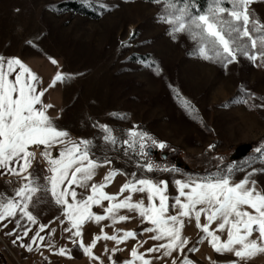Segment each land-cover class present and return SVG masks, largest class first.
<instances>
[{
    "label": "rangeland",
    "instance_id": "rangeland-1",
    "mask_svg": "<svg viewBox=\"0 0 264 264\" xmlns=\"http://www.w3.org/2000/svg\"><path fill=\"white\" fill-rule=\"evenodd\" d=\"M68 1L93 7L99 17L56 8ZM161 8L138 0H0V55L29 64L40 87L47 88L42 100L52 106L47 112L56 125L73 139L92 140L95 155L110 158L113 168L165 179L171 197L175 179L199 177L189 171L213 173L231 163L237 180L257 169L251 178L264 190V154L255 152L264 144V61L241 55L225 67L192 54L195 42L184 33L173 39L169 25L157 18ZM249 10L264 23V0H253ZM57 71L63 79L49 87ZM99 124L111 128L118 141L135 125L164 142L163 149L150 146L147 159L177 171L136 167L140 158L131 150L125 155L119 143L106 145ZM245 144L246 154L231 160ZM42 162L33 159L29 171L40 183ZM7 183L0 180V193L12 190ZM30 209L43 222L60 212L44 190ZM198 240L185 247L177 264L184 256L198 264L188 250ZM0 257L5 264L36 262L20 263L1 240ZM233 259L217 255L214 264Z\"/></svg>",
    "mask_w": 264,
    "mask_h": 264
},
{
    "label": "snow or ice",
    "instance_id": "snow-or-ice-1",
    "mask_svg": "<svg viewBox=\"0 0 264 264\" xmlns=\"http://www.w3.org/2000/svg\"><path fill=\"white\" fill-rule=\"evenodd\" d=\"M153 2L162 4L157 18L169 25L168 34L173 39L178 33H184L195 42L192 54L225 67L235 62L238 55L253 62L264 61V23L249 10L253 0H207L204 8L198 6L197 0ZM51 62L57 63L55 59ZM62 79V74L57 71L49 87ZM46 91L47 88L40 87L37 75L21 59L0 55V170H3L0 175L7 173L19 178V186L12 196L0 193V228H6L4 222L8 220L13 221L16 228H21V220H26L29 225L37 224L30 203L38 191L44 190L61 209L59 223L65 225L63 231L69 234L68 239L79 243L84 254L94 261L100 259L93 253L98 240H110L119 245L136 239L137 232L114 227L132 218L126 213H135L141 223L148 225L142 232L151 233L148 239L159 243L139 252L138 246L143 242L137 241L130 249V258L123 264H152L145 253H159L155 257L159 260L172 256L173 252H182L189 243L182 234L186 220H194L195 227L203 233L198 243L206 240L216 253L227 252L236 258L229 264H242L258 253H264V190L258 189L257 181L251 178L257 169L253 168L235 180L234 173L238 169L229 163L206 176L175 179V194L170 197L167 180L113 168L110 158L95 155L93 148L96 146L92 140L73 139L68 130L56 125L55 118L47 112L52 106L42 100ZM97 127L103 133L101 139L106 145L119 143L125 155L131 150L143 160V163L138 160L136 167L145 172L177 171L147 159L150 146L163 149L165 143L137 130L135 125L127 131V138L119 141L106 124ZM41 146L40 156L45 161L43 183L29 172L36 150ZM255 152L258 156L264 154V144ZM103 167H107V171L97 182L94 177ZM117 175L127 178L118 191L109 193L106 188ZM134 194H140V198L135 199ZM94 206L102 212L93 211ZM105 220L111 222L112 234L101 227L99 235H94L86 244L83 239L85 223L99 224ZM213 224L215 227H211ZM47 227L39 224V231L29 237L31 243H21L20 247L28 251L33 245L39 248L38 242L45 240L40 232ZM16 228L6 234H15ZM21 231L23 236L29 235V227L24 226ZM54 231L50 229L48 236L51 237ZM21 239V235L16 234L12 243ZM48 246L52 247L50 240ZM117 250L112 248L113 253ZM188 250L195 252L197 248ZM58 254L67 255V249L61 247ZM108 259L111 261L112 257ZM171 264H177V261L172 259ZM180 264L194 262L184 256Z\"/></svg>",
    "mask_w": 264,
    "mask_h": 264
},
{
    "label": "crops",
    "instance_id": "crops-1",
    "mask_svg": "<svg viewBox=\"0 0 264 264\" xmlns=\"http://www.w3.org/2000/svg\"><path fill=\"white\" fill-rule=\"evenodd\" d=\"M4 57L7 58V57H12V56H4ZM24 63L37 75L35 70L29 64H27L26 62ZM34 147L35 146H33V148ZM42 147L43 146H41V149ZM53 154L55 155V150H53ZM111 167L113 166L111 165ZM0 171H3V170H0ZM106 171H107V167L98 169L97 175L94 177V180L99 182ZM126 178L127 177L123 175H117L114 178L113 182L107 186L106 191H108L109 193L118 191L119 186L125 181ZM0 180L8 182L7 185L11 187L12 190H10V192L7 191L5 194L6 196H12L14 194L13 190L19 186V178L15 176H10L7 173H4L3 175H0ZM256 187L260 189L257 184H256ZM172 190H173V195H174L175 194L174 182L172 184ZM38 192L32 197V200L33 198L37 196ZM168 194H169V191H168ZM47 195L49 198V202L51 203L52 206L55 207L56 211H57V208L60 209V207L51 200V197L48 193ZM134 198L139 199L140 194H134ZM30 206H31V203H30ZM93 211L97 213H101L102 209L94 206ZM126 214L131 216L132 218L128 221L117 223L114 227L119 228V229H125V230L130 229V230L137 232L136 239L135 240L129 239L119 245H116L113 241H110V240H104V239L98 240L95 247L93 248L94 255L100 258L98 261H94L90 259L88 256H86L83 250L79 247V243H72V241L68 239L69 234L63 231V228L65 225H61L59 223V220L62 219L61 209H60V212L58 211L56 212V215L53 218H51L50 220H46L45 222L40 220L35 214L33 215L37 219V224L29 225L26 220H21V228L24 226L29 227L28 236H23L21 228H16L13 221L11 220L5 221L4 223H6L7 227L0 228V240H1V243H4L10 249V251L12 252V255H14V257L20 263H27L32 260L33 261L35 260L38 264H42L43 262L44 264H100V261H102L103 264H123L125 260L130 258L129 257L130 249L134 245H136L137 241L143 242L141 245L138 246L139 252H145V249L151 247L153 244L159 243L157 241L148 239V237L152 235L151 233L142 232V229L148 225L141 223L140 219L135 213H126ZM201 223H203V217L201 218ZM39 224L48 225V227L45 228L43 232H40V234L45 237V240L43 242H38L40 243V247L37 248L35 245H33V248L31 251H28L24 247H20L21 243H31L29 237L32 235H35V233L39 231ZM101 227H103L104 231L108 233L109 235L112 234L113 226L111 225V222L107 220L101 221L99 224L95 222H91V221L86 222L83 227L84 242L87 244L91 241V238L94 235H99ZM211 227H215V224H213ZM13 228H16L15 234L13 235L6 234L7 232H10ZM50 229H55L51 237L48 236V232L50 231ZM16 234L21 235L22 239L21 241L12 243V241L15 239ZM182 234L188 238V241H189L188 245L192 241L196 240L197 237L200 238L203 235V233H201L200 230L195 227L194 220L191 222H188L186 220L185 226L182 230ZM255 235L256 234H254L253 238H255ZM49 240L51 241L52 247L48 246ZM188 245H186L185 247H187ZM61 247L67 249V253H68L67 255L58 254V249H60ZM113 247H116L118 249L115 253L112 252ZM196 248H197V251L192 252L191 257L198 264H214L215 257L217 255L218 256L227 255L229 257L235 258L231 253H227V252L222 253V254L216 253L211 248V246L207 243L206 240L203 242H199V243L197 242ZM182 252H173L172 256L161 257L159 260L155 259V257L158 256L159 253H145V256L146 258H149L152 261V264H165V261H167L168 264H171L172 259H175L176 261H178ZM109 256L112 257L111 261L108 259ZM230 261L232 260H229L228 262H225L223 264H229ZM242 264H264V253H258L257 255L249 258L248 260L243 261Z\"/></svg>",
    "mask_w": 264,
    "mask_h": 264
},
{
    "label": "trees",
    "instance_id": "trees-1",
    "mask_svg": "<svg viewBox=\"0 0 264 264\" xmlns=\"http://www.w3.org/2000/svg\"><path fill=\"white\" fill-rule=\"evenodd\" d=\"M138 1L153 2V0H138ZM197 4L200 8H204V7H206L207 0H197ZM56 8L65 9V10H68V11H71L74 13H78V14H80L84 17H88L90 19H97L99 17L97 11L93 7H91L89 5H85V4L78 2V1L60 2L56 5ZM238 56H241V55H238ZM262 140L264 141V138ZM221 167H225V165L221 166ZM213 172H215V171H213ZM189 173L193 174L194 176H199V177L211 174V172L195 173V172H190V171H189ZM191 247H194V245H191ZM0 263L5 264L4 261L1 260V257H0Z\"/></svg>",
    "mask_w": 264,
    "mask_h": 264
},
{
    "label": "water",
    "instance_id": "water-1",
    "mask_svg": "<svg viewBox=\"0 0 264 264\" xmlns=\"http://www.w3.org/2000/svg\"><path fill=\"white\" fill-rule=\"evenodd\" d=\"M249 148H250V145H246V144L239 146L238 150H242V151L241 152L237 151L236 154L231 157V160H237L238 158L244 156L246 154L245 149H249ZM148 152L149 154H151L152 153L151 149H148Z\"/></svg>",
    "mask_w": 264,
    "mask_h": 264
},
{
    "label": "built area",
    "instance_id": "built-area-1",
    "mask_svg": "<svg viewBox=\"0 0 264 264\" xmlns=\"http://www.w3.org/2000/svg\"><path fill=\"white\" fill-rule=\"evenodd\" d=\"M40 150H41V148L36 150V156H35L34 160H35V161L42 162L43 159H42V157L40 156ZM42 163H43V162H42ZM32 264H38V263H37V262H33Z\"/></svg>",
    "mask_w": 264,
    "mask_h": 264
}]
</instances>
